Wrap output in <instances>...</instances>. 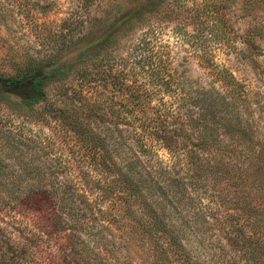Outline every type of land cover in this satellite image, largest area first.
Segmentation results:
<instances>
[{
	"label": "trees",
	"instance_id": "1",
	"mask_svg": "<svg viewBox=\"0 0 264 264\" xmlns=\"http://www.w3.org/2000/svg\"><path fill=\"white\" fill-rule=\"evenodd\" d=\"M7 6L0 5V13ZM143 7L115 13L97 39L88 40L94 20H82L83 34L73 46L67 40L43 54L11 55L0 66V102L25 113L47 106L65 126L70 151L59 163L44 155L35 163L27 154L32 138L0 130L9 145L0 151L2 203L14 213L31 254L47 264H204L186 242L191 234L202 241L203 233L217 232L202 221L221 205L229 220L219 229L225 241L245 254L264 255V142L254 140L242 117L241 85L219 70L215 78L225 93L185 92L179 97L190 105L173 107L162 92L175 90L179 81L166 60L153 53L141 60H97L103 46L94 41L108 37L107 45L113 44L119 34L109 31L138 25ZM63 49L77 52L76 60L62 56ZM137 71L142 83L129 84ZM70 76L80 102L74 103V94L61 101L66 105L49 102L47 87ZM108 86L120 95L117 107L112 95L108 100L93 90Z\"/></svg>",
	"mask_w": 264,
	"mask_h": 264
},
{
	"label": "rangeland",
	"instance_id": "2",
	"mask_svg": "<svg viewBox=\"0 0 264 264\" xmlns=\"http://www.w3.org/2000/svg\"><path fill=\"white\" fill-rule=\"evenodd\" d=\"M84 1L0 0V5H8V10L3 8L0 13V66L11 55L18 58L26 52L43 54L67 46V40H71L73 46L83 34L82 20H94L95 26L87 31L88 40L97 39L108 28L107 22L115 13L133 11L137 4H143V19L138 25L125 29L119 25L109 31L110 35L115 31L119 34L113 44L107 45L108 37L94 41L93 46H103L97 60H141L149 53L157 57L155 60H166L172 71L176 69L174 76L179 81L175 90L162 92L167 105L173 107L190 105L184 104L185 100L179 97L185 92L195 95L203 88L225 93L227 88L215 78L216 72L222 70L221 75L231 76L241 85L245 98L243 106L239 103L242 117L253 127L254 140L264 142V0H91L86 9L81 6ZM99 18L103 21L98 22ZM141 38L149 41L142 44ZM69 52L63 49L62 56L69 54L68 60H76L78 53ZM131 75L129 84L133 80L137 85L142 83L141 72ZM77 84L73 76L51 84L47 87L48 101L66 105L61 101L74 94V103L78 104L83 97L77 94ZM108 87L93 90L108 100L112 95L111 104L119 106L116 96L120 95H113ZM10 104L6 106L0 102V130L10 128L32 138V142H28L31 149L24 151L35 158V163L39 155L57 163L62 161L70 152L64 141L67 133L65 126L51 118L48 107L44 109L38 104L25 113ZM3 135L0 131V151L6 152L9 145ZM228 135L226 133L222 139L226 140ZM157 151L163 159L172 161L166 149L158 148ZM2 202L0 190V264H47L40 256L31 254L29 241L22 240L19 225L13 223L14 213L8 212L9 207ZM212 208L210 211L215 212V217L208 213L202 223L210 224L217 232L203 233L202 241L191 234L186 242L194 259L204 264H262V253L245 254L242 246L235 248L225 241L219 231L229 223L224 206Z\"/></svg>",
	"mask_w": 264,
	"mask_h": 264
}]
</instances>
